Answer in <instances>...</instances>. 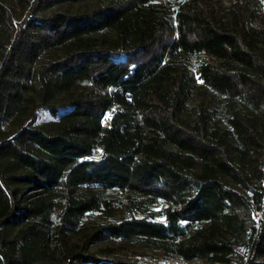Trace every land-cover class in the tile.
I'll list each match as a JSON object with an SVG mask.
<instances>
[{
	"label": "trees",
	"instance_id": "trees-1",
	"mask_svg": "<svg viewBox=\"0 0 264 264\" xmlns=\"http://www.w3.org/2000/svg\"><path fill=\"white\" fill-rule=\"evenodd\" d=\"M0 264H264V0H0Z\"/></svg>",
	"mask_w": 264,
	"mask_h": 264
}]
</instances>
